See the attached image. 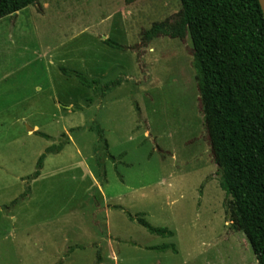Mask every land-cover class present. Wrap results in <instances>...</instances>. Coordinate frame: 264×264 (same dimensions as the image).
I'll use <instances>...</instances> for the list:
<instances>
[{"label":"rangeland","instance_id":"obj_1","mask_svg":"<svg viewBox=\"0 0 264 264\" xmlns=\"http://www.w3.org/2000/svg\"><path fill=\"white\" fill-rule=\"evenodd\" d=\"M180 9L181 0H43L0 19V264H95L98 249L103 264H115L112 256L118 264H258L225 212L191 37L141 47L144 67L132 49L143 30ZM108 37L129 48L107 45ZM62 66L123 82L99 99ZM97 122L116 156L103 185L89 128ZM63 132L70 142L47 155L30 197L2 209ZM127 212H144L174 236L150 233ZM164 243L178 251L149 248Z\"/></svg>","mask_w":264,"mask_h":264},{"label":"trees","instance_id":"obj_2","mask_svg":"<svg viewBox=\"0 0 264 264\" xmlns=\"http://www.w3.org/2000/svg\"><path fill=\"white\" fill-rule=\"evenodd\" d=\"M43 0H0V19ZM137 0H125L131 4ZM191 37L193 66L202 102L205 126L209 135L214 160L218 166L220 187L225 192L224 207L233 228L243 231L256 255L258 264H264V13L259 0H181V9L172 17L155 21L143 30L137 50V60L144 67L141 47L161 36L184 39ZM104 42L117 49H127L115 39ZM144 49V50H145ZM66 76H75L102 99L123 82V76L109 81L90 78L85 73L65 66ZM94 101V96L87 99ZM140 111V107L138 106ZM83 127L71 128V131ZM97 133L94 146V164L99 184L106 182V160L116 161L109 152L105 130L97 122L89 126ZM41 136L49 138L44 132ZM60 143L48 146L39 156L33 173L23 177L25 188L2 209L10 212L14 206L28 199L31 181L42 173L49 153H58L70 142L67 132ZM97 185L91 188V198L99 203ZM115 208H121L114 205ZM128 217L150 233L172 237L168 227L153 226L144 212ZM76 247L70 246V251ZM153 250L177 252L175 243L149 247ZM101 249L95 264H103ZM58 264H61L59 262Z\"/></svg>","mask_w":264,"mask_h":264},{"label":"crops","instance_id":"obj_3","mask_svg":"<svg viewBox=\"0 0 264 264\" xmlns=\"http://www.w3.org/2000/svg\"><path fill=\"white\" fill-rule=\"evenodd\" d=\"M18 13H19V11L16 12V14H18ZM94 185H96V181H95V180H93L91 184H88V189L91 190L92 186H94ZM34 189H35V187H34ZM87 197H88V196H86V198H87ZM111 259H113V263L118 264V260H117L116 258H114V257L112 256Z\"/></svg>","mask_w":264,"mask_h":264},{"label":"water","instance_id":"obj_4","mask_svg":"<svg viewBox=\"0 0 264 264\" xmlns=\"http://www.w3.org/2000/svg\"><path fill=\"white\" fill-rule=\"evenodd\" d=\"M259 2H260V5H261L263 13H264V0H259ZM14 14H16V12H14ZM28 128H29V130L34 131L33 127H28Z\"/></svg>","mask_w":264,"mask_h":264}]
</instances>
